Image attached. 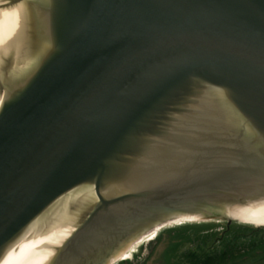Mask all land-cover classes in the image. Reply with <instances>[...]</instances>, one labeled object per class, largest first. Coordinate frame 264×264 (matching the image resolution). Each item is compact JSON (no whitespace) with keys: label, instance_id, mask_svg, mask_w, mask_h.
<instances>
[{"label":"water","instance_id":"obj_1","mask_svg":"<svg viewBox=\"0 0 264 264\" xmlns=\"http://www.w3.org/2000/svg\"><path fill=\"white\" fill-rule=\"evenodd\" d=\"M75 193L46 264L188 217L264 224V0H0V260Z\"/></svg>","mask_w":264,"mask_h":264},{"label":"rangeland","instance_id":"obj_2","mask_svg":"<svg viewBox=\"0 0 264 264\" xmlns=\"http://www.w3.org/2000/svg\"><path fill=\"white\" fill-rule=\"evenodd\" d=\"M186 223L192 225H184ZM186 223H179L180 225L173 223L161 228L157 232V237L155 235L151 240L143 239L136 244L134 252L127 258L128 262L117 259L113 264H201L199 258L196 262L188 260L187 249L205 241L210 242L211 246L214 245V242L217 244L228 225L235 233L242 232V224L264 228V225L259 226L238 220L228 223L226 219L186 221ZM221 243L225 245V249L222 252L217 251L215 247L211 248L210 253L216 258H212L209 264H264V240L260 238L256 240H223ZM203 245L202 248L205 249L206 244ZM199 257L205 258L201 252Z\"/></svg>","mask_w":264,"mask_h":264},{"label":"bare ground","instance_id":"obj_3","mask_svg":"<svg viewBox=\"0 0 264 264\" xmlns=\"http://www.w3.org/2000/svg\"><path fill=\"white\" fill-rule=\"evenodd\" d=\"M88 199L90 197L87 195L75 193L70 194L63 201H59L53 208L43 216L37 218L21 233L19 238L10 245L0 260V264H46L49 262L52 254L55 252L54 246L61 244L75 228L76 221L79 215H81L83 208L86 207ZM236 220L254 225H264L252 221ZM186 221L204 220L198 217H188L170 224H179ZM165 226L158 227L140 236L128 249L114 259L111 264L117 259H124L130 256L134 252L137 243L143 239L151 240L158 230Z\"/></svg>","mask_w":264,"mask_h":264},{"label":"trees","instance_id":"obj_4","mask_svg":"<svg viewBox=\"0 0 264 264\" xmlns=\"http://www.w3.org/2000/svg\"><path fill=\"white\" fill-rule=\"evenodd\" d=\"M187 222H193V221H187ZM184 223H181V224H184ZM184 225H192V224L186 223ZM241 229H242L241 233H235L230 229V226L228 225L227 228L224 230L223 234H221L220 238L218 239L217 241L218 245L215 244L214 242V245L211 246L210 245L211 243L210 242L208 243V241L202 242L201 244H196V246L193 245L191 248L187 249L186 251V256L188 260L192 262H196L197 258H199L201 261V264H209L212 258H216L214 255L213 257L212 254L210 253L211 248L215 247L217 251L220 250L223 252V250L225 249L224 248L225 245L221 243L223 240H256L257 238L264 240V228H257L254 226L242 224ZM203 244H206L205 249L202 248L204 246ZM202 251H205V252H202ZM200 252H201V255L205 256V258L199 257ZM125 261L128 262L127 259L123 260V262Z\"/></svg>","mask_w":264,"mask_h":264},{"label":"flooded vegetation","instance_id":"obj_5","mask_svg":"<svg viewBox=\"0 0 264 264\" xmlns=\"http://www.w3.org/2000/svg\"><path fill=\"white\" fill-rule=\"evenodd\" d=\"M156 235H157V234H156ZM128 257H129V256H128ZM128 257H127V258H128ZM127 258H124V259H127ZM124 259H120V261H122V260H124ZM118 262H119V261H118Z\"/></svg>","mask_w":264,"mask_h":264}]
</instances>
